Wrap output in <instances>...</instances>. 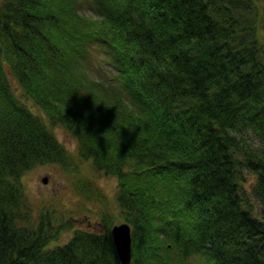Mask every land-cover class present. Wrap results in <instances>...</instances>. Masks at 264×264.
<instances>
[{"label": "trees", "instance_id": "16d2710c", "mask_svg": "<svg viewBox=\"0 0 264 264\" xmlns=\"http://www.w3.org/2000/svg\"><path fill=\"white\" fill-rule=\"evenodd\" d=\"M76 160L118 179L102 233L31 202ZM115 211L132 264H264V0H0V264H121Z\"/></svg>", "mask_w": 264, "mask_h": 264}, {"label": "rangeland", "instance_id": "374dc122", "mask_svg": "<svg viewBox=\"0 0 264 264\" xmlns=\"http://www.w3.org/2000/svg\"><path fill=\"white\" fill-rule=\"evenodd\" d=\"M85 14L91 15L92 10L85 7ZM99 64L110 60L101 52H96ZM15 87L17 85L15 84ZM20 97V91L17 92ZM27 107L38 117L45 121L48 128L56 136L57 140L75 157L78 158L77 141L61 127H55L51 124L49 117L43 110L33 102L22 98ZM77 161V160H76ZM78 162V161H77ZM48 177V184L42 183L43 177ZM248 182L244 184L247 193H252V187L255 185V176L247 175ZM24 182L28 188V193L34 207L40 209L54 208L58 211H66L70 216L75 217V228L78 230L89 231L92 233H102L105 228L102 225V216L106 206L114 204L118 190V179L116 177L106 176L97 171L90 162H78V168L69 172L58 167H41L28 174ZM91 182L97 192L104 197L103 200L91 199L88 192L82 189L79 183ZM256 204V203H255ZM257 209V208H256ZM120 213L115 211L114 224L122 222ZM71 234L65 235L61 239V244L66 243L71 238Z\"/></svg>", "mask_w": 264, "mask_h": 264}, {"label": "water", "instance_id": "95a60500", "mask_svg": "<svg viewBox=\"0 0 264 264\" xmlns=\"http://www.w3.org/2000/svg\"><path fill=\"white\" fill-rule=\"evenodd\" d=\"M44 184L49 182L48 177L42 179ZM112 239L114 241L118 258L121 264H131L132 262V229L127 223L115 225L112 228Z\"/></svg>", "mask_w": 264, "mask_h": 264}, {"label": "bare ground", "instance_id": "6f19581e", "mask_svg": "<svg viewBox=\"0 0 264 264\" xmlns=\"http://www.w3.org/2000/svg\"><path fill=\"white\" fill-rule=\"evenodd\" d=\"M40 209H41V210H42V209H44V210H52L51 208H45V207H41ZM53 211H54V209H53ZM112 228H113V227H112ZM112 228H111V232H112ZM111 237H112V235H111Z\"/></svg>", "mask_w": 264, "mask_h": 264}]
</instances>
